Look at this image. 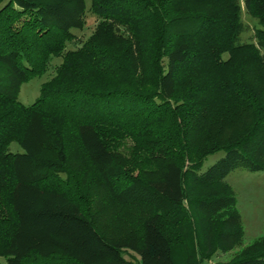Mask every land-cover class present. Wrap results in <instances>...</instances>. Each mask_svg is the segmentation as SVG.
Masks as SVG:
<instances>
[{
  "label": "trees",
  "instance_id": "1",
  "mask_svg": "<svg viewBox=\"0 0 264 264\" xmlns=\"http://www.w3.org/2000/svg\"><path fill=\"white\" fill-rule=\"evenodd\" d=\"M242 5L254 41L238 0H0V264H201L240 244L224 177L264 168V0ZM212 264H264V234Z\"/></svg>",
  "mask_w": 264,
  "mask_h": 264
},
{
  "label": "rangeland",
  "instance_id": "2",
  "mask_svg": "<svg viewBox=\"0 0 264 264\" xmlns=\"http://www.w3.org/2000/svg\"><path fill=\"white\" fill-rule=\"evenodd\" d=\"M88 0H86L87 3ZM240 5V18L244 29L239 34V40L242 42L254 41L253 30L257 26L256 19L249 16L242 5V0H238ZM96 18L87 9L84 13V24L80 29H72L74 38L66 43V48H74L92 32ZM59 57H53L50 60L48 68L41 75H36L23 82L17 93V99L22 104H29L33 101L38 93L39 84L48 79L54 72V65L59 62ZM7 149L11 152H21L22 148L16 142L12 141L8 144ZM224 154L222 150L209 153L203 159L200 171L205 170L210 164ZM226 182L232 189L235 197V207L239 213L243 234L240 244L234 246L226 252H216L209 260H203L201 264H212L215 261H226L233 253L243 245L252 241L255 237L264 234V168L257 171H248L238 167L230 170L224 177ZM123 256L125 252H121ZM133 257V262L138 257L133 251H128ZM131 257V256H130ZM131 258V259H132ZM49 264L40 261L39 264Z\"/></svg>",
  "mask_w": 264,
  "mask_h": 264
}]
</instances>
